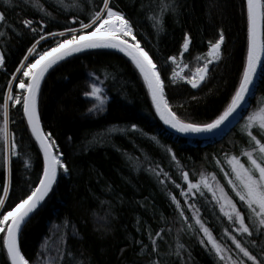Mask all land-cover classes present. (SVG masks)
<instances>
[{"label":"trees","instance_id":"1","mask_svg":"<svg viewBox=\"0 0 264 264\" xmlns=\"http://www.w3.org/2000/svg\"><path fill=\"white\" fill-rule=\"evenodd\" d=\"M113 2L133 21L137 38L161 68L169 101L178 115L192 122H209L219 115L246 60V0H174L176 8L167 11L162 28L156 26L150 14L158 13L160 5L173 0ZM38 3L42 7H37ZM100 3L101 0H12L6 4L0 0V10L8 17L7 24L0 23V49L6 54L5 67L0 68V127L7 82L27 48L39 38L21 21L46 19V31L78 27L71 17L76 15L87 22L85 17ZM220 29L225 36L221 57L209 66L207 81L198 89L181 79L172 83L174 68L178 76H191L202 66V61L196 58L207 57L209 42L219 39ZM186 33L191 34L192 41L181 57ZM56 39L59 37H46L38 50L54 47ZM172 55L177 56V65L183 60L189 67L173 65L168 60ZM92 72L104 82L108 97L99 112L89 111L91 101L83 95L93 79ZM13 83V92H20L18 81ZM263 101L264 72H261L250 103L258 106ZM9 103V129L15 135L17 152L22 154L19 158L13 156V190L8 201L13 203L18 202L25 182L37 180L43 156L28 129L22 106L14 101ZM180 103L184 106L176 107ZM39 107L44 129L53 133L69 172L59 173L53 191L23 227L21 248L30 264H38L45 243L52 253L51 264H156L157 259L159 264H219L218 258L199 244V233L182 221L170 194L181 200L189 216L193 210L187 204L196 205L201 218L234 259L235 245L224 233L225 227L250 246L247 238L230 227L231 222L220 211L211 192L198 189L195 197L185 199L178 187H187L182 178L183 166L193 180L199 179L202 172H216L218 181L230 189L215 160L219 157L223 161L224 153L239 154L247 143L239 123L214 142L172 134L156 116L139 71L125 57L109 51L88 52L53 68L41 86ZM132 124L138 128L132 129ZM168 146L175 150L179 164L166 151ZM5 154L6 145L0 135V186L7 182L8 176ZM26 157L31 159L27 171ZM149 164L156 171H149ZM233 199L238 201V197ZM191 222L194 224V220ZM160 228L165 233L157 241L158 248L153 249L149 233L155 237ZM62 234L66 236V245L61 244ZM178 245L184 246L181 254L177 252ZM57 249L65 253L59 261ZM251 250L259 253V247ZM69 252L73 255L69 256ZM5 261L6 253L0 251V264Z\"/></svg>","mask_w":264,"mask_h":264},{"label":"snow or ice","instance_id":"2","mask_svg":"<svg viewBox=\"0 0 264 264\" xmlns=\"http://www.w3.org/2000/svg\"><path fill=\"white\" fill-rule=\"evenodd\" d=\"M5 3L11 4L12 0H5ZM37 7H42V5L38 3ZM175 8L174 0L173 3H164L160 5L158 13L150 14V18L157 22V27L162 28L165 14L169 9L175 10ZM246 18L247 55L242 73L238 83L233 86V92L223 110L209 122L189 121L182 118L174 110V106L170 103L166 92L165 78L162 76L161 68L158 67L153 56L142 45L141 40L137 38L133 21L128 18L127 13L120 8V5L114 3L113 0H101L100 5H94L93 11L85 17L87 22L73 15L71 17L72 22L77 24L78 27H63L62 30L46 31V19H40L38 22L33 19H23L21 21L23 26H26L39 38L31 47L27 48V53L12 73V78L7 82V92L3 96V120L0 135H2L6 145V154L3 159L7 165L8 176L7 182L0 186V190H2V195H0V251L6 253L5 264H30L21 248L20 238L23 225L27 223L31 214L38 210L42 202L53 191L58 174L69 172L64 153L58 151L60 146L56 142L53 133L45 131L41 121L39 107L41 84L49 69L74 53L98 48L117 49L126 54L135 68L138 69L143 83L147 86L155 112L164 124L185 135H212L219 131L226 122L245 110L244 106L256 84L258 70L264 72V0H246ZM7 21L6 12L0 10V23L7 24ZM34 25L36 26L34 27ZM46 37H59V39L55 40L54 47L38 50V45ZM224 40V31L220 29L219 39L215 43L209 42L210 51L208 56H198L196 58L198 61H202V66H198L191 76L182 74L178 76L174 68L171 73V82L176 83L178 79H181L190 84L192 88L198 89L210 76L209 66L213 62L219 61ZM191 41V34L186 33L180 53L181 57L189 50ZM168 60L173 65H177V56H169ZM5 62L6 54L0 49V68L5 67ZM177 66L189 67L188 64L183 63V60ZM18 73L19 75H17ZM91 77L93 79L89 84L90 90L85 91L83 95L94 98L96 101L92 103L89 111L99 112L108 97L104 82L99 79L95 72L91 73ZM14 81H18L20 92H13ZM191 99L196 100L197 97ZM10 101L22 106L31 134L35 137V140L39 143V148L43 152V167L40 175L31 184L25 182L24 190L17 197L18 202H13L14 206L13 203H8L10 192L13 190V156L19 158L22 154L17 152L15 135L9 129ZM183 106V103L176 105L178 108ZM244 119L245 122L241 126V132L245 135L247 143L241 147L239 154L236 152L224 153L223 161L219 157L215 160L223 171V177L226 184L230 185V189H226L225 184L218 181L216 172H202L199 179L194 181L190 178L189 172L183 170V166L181 167L182 178L187 182V187L186 189L180 185L178 187H180L181 194L185 199L195 197L198 189H206L211 192L219 203L220 211L231 222L230 227H233L235 233L240 234L241 237L247 238L248 245L251 247L246 246L241 238H238L228 227H225L223 229L224 233L231 238L235 245L232 251L236 252L237 258L234 259L229 249L219 242L212 229L201 218L196 205L191 202L187 204V208L193 210L191 216H189L186 214V209L181 204V200L175 194H170L182 221L186 222V226L192 229L193 232L199 233V244L217 257L219 264H227L229 261L230 264H264V106L249 112ZM131 128L137 129L138 125L132 124ZM166 151L173 161L177 164L180 163L174 149L168 146ZM26 159L25 171L31 168L30 157H26ZM148 170L156 171L151 164L148 165ZM163 175L167 177L168 173H163ZM172 183L175 184V180ZM230 192L232 195L229 194ZM233 196L238 197V201L233 199ZM192 220H194V224L191 222ZM67 226L65 224V227ZM164 233V228H160L155 233V237H152L149 233L153 249L158 248L157 241L163 239ZM61 244L66 245L64 234L61 235ZM148 247V245H144V248ZM183 247V245H178V254L182 253ZM257 247H259V253L254 254L251 249ZM42 249L47 250L48 244H43ZM57 253V261H59L65 253L62 249H57ZM67 254L69 256L73 255L70 252ZM51 262L52 257H49L47 264H51ZM40 264H45V262L41 259ZM156 264H159L158 259Z\"/></svg>","mask_w":264,"mask_h":264},{"label":"water","instance_id":"3","mask_svg":"<svg viewBox=\"0 0 264 264\" xmlns=\"http://www.w3.org/2000/svg\"><path fill=\"white\" fill-rule=\"evenodd\" d=\"M93 51H109V52H114V53H117V54H119V55H121V56H123V57H125L126 59H128L129 61H130V58H128L127 56H126V54H124L123 52H120L119 50H117V49H112V48H98V49H88V50H85V51H83V52H81V53H74L72 56H70V57H68V58H66L65 60H63V61H60V62H58L57 63V65H54L51 69H49V71H48V73H46L45 74V78H46V76L49 74V72L53 69V68H55L56 66H58L59 64H61L62 62H64V61H66V60H69V59H72V58H74V57H76V56H79V55H82V54H85V53H88V52H93ZM246 55H247V53H246ZM246 61V60H245ZM131 62V61H130ZM138 70V69H137ZM260 74H261V71L260 70H258V73H257V78H256V84H255V86H254V88H253V92H254V89H255V87L257 86V84H258V80H259V78H260ZM43 82H44V80L42 81V84H43ZM42 84H41V86H42ZM253 92L249 95V97H248V102L245 104V106H244V109L245 110H242L240 113H238L236 116H235V118H233V119H231L230 121H228V122H226L225 123V125H223L222 127H221V129L219 130V131H217V132H215V134H212V135H204V134H190V135H185V134H182V133H178L176 130H174V129H171L170 128V126H168V125H166V124H164V122L159 118V116H158V114L155 112V114H156V116L158 117V119L160 120V122L163 124V126H164V128L165 129H167L169 132H171L172 134H174V135H176V136H180V137H183V138H187V139H197V140H200V141H210V142H214V141H216V140H220L221 138H223L226 134H228L238 123H239V121H240V119L243 117V115H244V113L246 112V110H247V108H248V106L250 105V100H251V98H252V96H253ZM149 96H150V94H149ZM150 99H151V97H150ZM152 103V102H151ZM152 106H153V109H154V111H155V108H154V105L152 104ZM25 117V116H24ZM25 121H26V124H27V119H26V117H25ZM28 126V125H27ZM28 129H29V131H30V133H31V129H30V127L28 126ZM33 136V135H32ZM33 138L35 139V137L33 136ZM36 141V140H35ZM36 143L38 144V146H39V143L36 141ZM41 150V149H40ZM41 152H42V150H41ZM42 156H43V152H42ZM58 177H59V174H58ZM58 177H57V181H58ZM56 185V184H55ZM54 185V186H55ZM50 195V194H49ZM47 199V198H46ZM45 199V200H46ZM44 202H42V204H43ZM33 214H31V216H32ZM30 216V217H31ZM25 225H23V227H24ZM22 230H23V228H22Z\"/></svg>","mask_w":264,"mask_h":264},{"label":"rangeland","instance_id":"4","mask_svg":"<svg viewBox=\"0 0 264 264\" xmlns=\"http://www.w3.org/2000/svg\"><path fill=\"white\" fill-rule=\"evenodd\" d=\"M209 53V52H208ZM208 56V55H207ZM18 87V86H17ZM18 89H19V87H18ZM90 90V87H89V89H88V91ZM89 99H90V101H91V105H92V103H94V102H96L95 100H94V98H90V97H88ZM106 103V102H105ZM261 106H264V101L263 102H261L260 104H258V106H254V105H251V103H250V105L248 106V108H247V110H246V112L244 113V115H243V117L240 119V121H239V125H238V127L241 129V126L244 124V122H245V119L244 118H246L247 117V115H248V113L249 112H251V111H253V110H255V109H257V108H259V107H261ZM104 107H105V104H104V106L102 107V109H104ZM101 109V110H102ZM100 110V111H101ZM95 112V111H94ZM97 112V111H96ZM231 142V141H230ZM196 180H198V178L196 179ZM195 181V180H194ZM211 182V181H210ZM217 191H218V189H217ZM51 252V250H50V248H49V246H48V249L47 250H44V249H42V253H41V256H40V258H39V262H38V264H40V260L42 259L44 262H45V264H47V262L49 261V257H52L51 255H52V253H50ZM51 254V255H50Z\"/></svg>","mask_w":264,"mask_h":264}]
</instances>
